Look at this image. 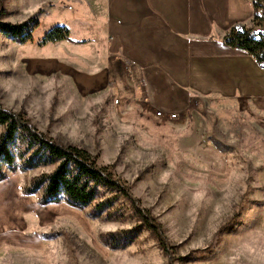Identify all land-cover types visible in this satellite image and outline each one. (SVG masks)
I'll list each match as a JSON object with an SVG mask.
<instances>
[{"label":"rangeland","instance_id":"1","mask_svg":"<svg viewBox=\"0 0 264 264\" xmlns=\"http://www.w3.org/2000/svg\"><path fill=\"white\" fill-rule=\"evenodd\" d=\"M108 1L0 0V21L39 22L26 44L0 32V104L110 166L160 227L168 254L114 191L101 189L85 208L24 196L31 179L53 167L23 170L18 141L15 172L2 182L0 264H264V70L242 51L244 58L225 60L240 67L235 79L216 85L212 71L208 80L221 53L194 52L229 48L216 36L186 39L192 48H111L108 61L102 46L120 44L108 29L115 20ZM239 2L232 26L264 30L263 18L253 22L264 0ZM56 26L81 47L42 48ZM158 110L177 117L158 119ZM106 199L111 207L95 212Z\"/></svg>","mask_w":264,"mask_h":264},{"label":"trees","instance_id":"2","mask_svg":"<svg viewBox=\"0 0 264 264\" xmlns=\"http://www.w3.org/2000/svg\"><path fill=\"white\" fill-rule=\"evenodd\" d=\"M254 7H257L256 3ZM262 18L264 19V14L259 16L256 12L253 22L258 24V20ZM38 25L39 22L33 19L20 24L0 21V32L14 42L26 44L32 41V33ZM68 40V30L64 26H56L45 33L39 45ZM222 42L229 48L244 51L264 70V30L254 32L251 28H232L224 35ZM0 127V182L8 179L7 172H15L16 157L11 152V147L20 141L25 144V148L17 158L22 160L23 170L53 167L50 172L33 177L22 190L24 196L40 193V205L66 202L85 208L96 201L101 189L114 191L115 196H121L131 203L143 226L156 235L160 249L168 254L166 239L160 227L146 210L137 205L136 199L132 197L127 186L116 179L110 166L99 165L96 156L83 148L57 143L38 131L25 114L9 111L1 104ZM114 199L97 202L94 211L102 212L111 207ZM123 234L125 231L114 235L118 237Z\"/></svg>","mask_w":264,"mask_h":264},{"label":"crops","instance_id":"3","mask_svg":"<svg viewBox=\"0 0 264 264\" xmlns=\"http://www.w3.org/2000/svg\"><path fill=\"white\" fill-rule=\"evenodd\" d=\"M239 1L240 0H109L108 4L110 9H112V15L115 20L108 23V29L109 32L113 31L117 38H120V44H118L117 47L109 45L108 43L103 45V54L101 56L106 57L108 61H110V59L114 60L110 55L111 48H143V52L147 53L150 48H192V42L189 43L185 40L194 39L195 37H206L208 39L216 36L219 39L223 38L232 28H241V25H243L232 26L234 22L240 19ZM138 18H140L139 23L143 20L141 31L142 38H137L135 34L134 24L137 22ZM123 25L127 27L126 44L123 43ZM62 42L66 41L48 43L42 46V48L48 45H57ZM210 42L218 44V42L215 41H208L209 44ZM67 43L70 48L81 47V42L73 41L70 38ZM215 47H217V45H215ZM105 48L108 49L105 50ZM213 52L221 53V58L218 57L216 59L220 60L221 63L217 66L212 63L211 66H209L207 70V79L209 80L211 77L212 71L216 85L220 84V82H227L228 77L231 80L235 79L237 75L232 76L230 73L233 69L240 67L236 64L232 65L225 60L233 57L237 59L244 58L245 53L232 48L218 47L206 48L200 52L195 51L194 54H211ZM203 60L209 62L211 58L206 57ZM126 66L127 69L130 67L129 64ZM130 75H132V73H130ZM198 83L199 81L196 83V86H198ZM213 91L224 98L221 96V90L216 89ZM0 246L2 247V182H0Z\"/></svg>","mask_w":264,"mask_h":264},{"label":"built area","instance_id":"4","mask_svg":"<svg viewBox=\"0 0 264 264\" xmlns=\"http://www.w3.org/2000/svg\"><path fill=\"white\" fill-rule=\"evenodd\" d=\"M154 115L158 118V119H161L163 117H167L169 120H173V119H176L177 115L174 114V113H168V114H164L162 113V111L158 110L154 113Z\"/></svg>","mask_w":264,"mask_h":264}]
</instances>
